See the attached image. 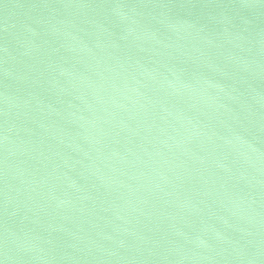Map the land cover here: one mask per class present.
<instances>
[{"label": "water", "instance_id": "water-1", "mask_svg": "<svg viewBox=\"0 0 264 264\" xmlns=\"http://www.w3.org/2000/svg\"><path fill=\"white\" fill-rule=\"evenodd\" d=\"M0 264H264V0H0Z\"/></svg>", "mask_w": 264, "mask_h": 264}]
</instances>
